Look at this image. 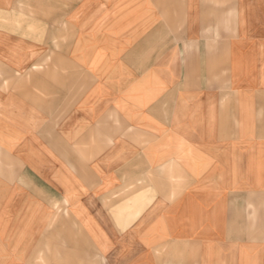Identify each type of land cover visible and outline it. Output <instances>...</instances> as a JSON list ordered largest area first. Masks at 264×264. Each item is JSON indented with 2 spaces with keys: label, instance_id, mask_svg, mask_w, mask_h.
Here are the masks:
<instances>
[{
  "label": "crops",
  "instance_id": "1",
  "mask_svg": "<svg viewBox=\"0 0 264 264\" xmlns=\"http://www.w3.org/2000/svg\"><path fill=\"white\" fill-rule=\"evenodd\" d=\"M0 264H264V0H0Z\"/></svg>",
  "mask_w": 264,
  "mask_h": 264
}]
</instances>
